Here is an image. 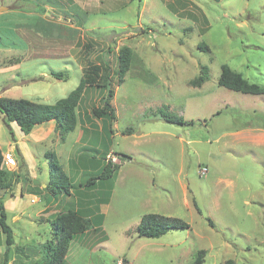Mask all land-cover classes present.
<instances>
[{
  "label": "rangeland",
  "instance_id": "374dc122",
  "mask_svg": "<svg viewBox=\"0 0 264 264\" xmlns=\"http://www.w3.org/2000/svg\"><path fill=\"white\" fill-rule=\"evenodd\" d=\"M0 7V63L19 59L0 75V96L55 105L87 68L100 66L111 78L117 114L107 133L93 115L102 96L89 88L79 123L63 140L52 126L25 135L0 113L3 158L15 160L3 165L13 177L0 190L13 232L9 264H33L34 246L50 239L51 220L103 191L113 194L103 232L94 234L97 249L71 264H193L201 250L204 264H264V94L218 85L226 64L264 86V0H0ZM124 46L138 60L122 83ZM204 68L208 80L193 86ZM160 112L186 124L165 122ZM115 153L132 159L112 179L84 189L80 184L117 160ZM56 160L74 184L70 196L43 193ZM150 212L182 219L190 229L139 238L137 218ZM7 248L0 228V264Z\"/></svg>",
  "mask_w": 264,
  "mask_h": 264
},
{
  "label": "trees",
  "instance_id": "16d2710c",
  "mask_svg": "<svg viewBox=\"0 0 264 264\" xmlns=\"http://www.w3.org/2000/svg\"><path fill=\"white\" fill-rule=\"evenodd\" d=\"M199 48L207 49L204 45H200ZM118 60V73L120 79H122L121 82L123 83V78L131 70L132 65L138 60V57L130 47L124 46L119 51ZM202 73L203 74L199 78L192 82L193 86L200 87L208 80L206 68L202 69ZM52 77L58 80H66L67 74L53 72ZM218 85L230 91L242 94H264V86L251 83L249 80L245 79L242 74L234 71L226 64L221 67ZM89 88H97L102 96V106L94 108L93 115L97 119L104 122L107 133L112 132V127L117 121V114L112 103L115 94L112 89L110 76L108 74L102 75L100 66L87 68L78 86L70 92L66 98L60 99L55 105L36 103L25 99L0 97V113L4 116L6 121L16 123L21 132L25 135H29L38 125L55 122L57 125L56 130H58L62 139L65 140V138L75 130L79 123L77 111L80 103L83 101L85 92ZM160 113L161 119L165 122L178 125L186 124L182 117H177L165 112ZM129 131L131 132L132 130ZM115 155L119 159V163L107 161L106 164L100 166V169L93 175V177L88 178L85 180V183H81L80 185H82L84 189L90 188V191L92 189L94 190V187L97 184L101 185L102 181L112 179L119 172L122 165L126 161L132 159L131 156L123 153H115ZM50 156L57 159V155L55 153L50 154ZM50 156L47 154V157ZM92 160H94V158ZM3 165L4 158L0 149V190L10 187V182L13 177V173L5 169ZM50 167V182L44 189H42L45 191H43V193L46 194L47 192L51 195V197L58 195V193L62 196H70V190L74 184L70 180L69 176L64 172L57 160L51 163ZM63 184H65V186ZM56 186H58L60 191L55 189ZM62 189L64 190L62 191ZM104 193V191L101 192L97 199H93V203H109L112 191H110L107 196H102ZM95 194H97V192ZM54 218L55 220H51L52 232L50 234V239L47 242L43 241L44 243L38 242L37 245L34 246V249L38 251L39 257L33 262V264H64L71 243L75 240V238L93 228L91 219L87 217L86 211L83 210L74 211L68 208L65 211L59 212V215H56ZM103 219L104 217L100 216L101 222ZM7 222V212L5 211L3 200H1L0 228L6 235V245L8 246L6 252L4 253L3 264H9V248L14 245L13 232ZM189 229L190 225L182 219L149 213L142 217L140 224L136 228V233L139 238L158 239L173 230ZM45 238L47 239L46 235ZM14 251L25 260L30 259V256L26 253L25 248L23 249L16 246ZM205 255L206 251H199L193 264H204ZM123 261L125 264H128L126 259H123ZM225 264H234V262L232 260H228Z\"/></svg>",
  "mask_w": 264,
  "mask_h": 264
},
{
  "label": "crops",
  "instance_id": "0c3cea01",
  "mask_svg": "<svg viewBox=\"0 0 264 264\" xmlns=\"http://www.w3.org/2000/svg\"><path fill=\"white\" fill-rule=\"evenodd\" d=\"M2 7H0V11H1ZM6 9V8H5ZM9 9H7L6 11H8ZM38 40H42V38L38 37ZM71 47L68 48V50L66 52H64V56L70 55L71 53ZM19 61L18 58H13V59H9V60H5L3 62L0 63V75L1 74H6L8 71H12L13 69H15L17 67L16 63ZM54 71H51L49 76H52V73ZM45 76H48V74H44ZM3 97V96H0ZM45 126H49V127H55L56 129V123L55 122H49L46 124H42V125H38L34 128V130L29 134L32 136V134L35 133L36 129L40 130ZM42 133H44V130L42 129ZM36 135V134H35ZM36 137V136H35ZM1 149V148H0ZM2 151V149H1ZM126 163H128L127 161L122 165L121 169L119 172H121V170L124 168V165H126ZM113 194V191H112ZM112 198V195H111ZM77 200V199H76ZM91 204H82L79 202H75L73 201L72 206L69 209H72L74 211H86V215L89 219H91L92 221V229L85 232L84 234H81L79 236H77L75 238V240L71 243L68 255L66 257V261L64 264H71V262L69 263V259H77L78 257L80 258L81 254L83 252H87V251H92L94 249H97L98 244H95L92 246V244L94 243L95 239L97 238V235L94 234H102L100 232H103V225H104V220L106 217L105 214V207H108V205L110 204H97V203H93V201H89ZM145 203V201H144ZM151 213V212H150ZM158 214L157 212H153ZM145 214H139L137 221L138 223H140L142 216ZM54 215H52L53 217ZM100 216H103L104 219L100 220ZM33 250L37 253V250L33 248ZM128 261V264H130L129 260L126 259Z\"/></svg>",
  "mask_w": 264,
  "mask_h": 264
},
{
  "label": "built area",
  "instance_id": "2783aa9c",
  "mask_svg": "<svg viewBox=\"0 0 264 264\" xmlns=\"http://www.w3.org/2000/svg\"><path fill=\"white\" fill-rule=\"evenodd\" d=\"M113 161V163H119V159L117 158V160L116 159H112ZM4 164H5V166L7 167V166H13V165H15V160H14V158L11 156V155H6L5 156V159H4ZM203 171L204 172H202L201 174H204V173H206V169H203ZM118 264H125L124 263V261L123 260H121V261H119L118 262Z\"/></svg>",
  "mask_w": 264,
  "mask_h": 264
},
{
  "label": "water",
  "instance_id": "95a60500",
  "mask_svg": "<svg viewBox=\"0 0 264 264\" xmlns=\"http://www.w3.org/2000/svg\"><path fill=\"white\" fill-rule=\"evenodd\" d=\"M9 197H7V199H8Z\"/></svg>",
  "mask_w": 264,
  "mask_h": 264
}]
</instances>
